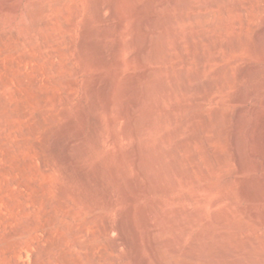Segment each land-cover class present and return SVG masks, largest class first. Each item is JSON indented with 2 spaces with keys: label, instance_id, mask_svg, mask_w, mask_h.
I'll list each match as a JSON object with an SVG mask.
<instances>
[{
  "label": "rangeland",
  "instance_id": "374dc122",
  "mask_svg": "<svg viewBox=\"0 0 264 264\" xmlns=\"http://www.w3.org/2000/svg\"><path fill=\"white\" fill-rule=\"evenodd\" d=\"M116 5L0 0V264H157L149 236L163 263L264 264V0ZM168 11L167 34L152 31ZM149 31L160 41L149 55L163 56L150 70L137 58ZM146 83L142 175L129 114Z\"/></svg>",
  "mask_w": 264,
  "mask_h": 264
},
{
  "label": "bare ground",
  "instance_id": "6f19581e",
  "mask_svg": "<svg viewBox=\"0 0 264 264\" xmlns=\"http://www.w3.org/2000/svg\"><path fill=\"white\" fill-rule=\"evenodd\" d=\"M180 5V0H171V6L173 7V6H177V5ZM121 5H122V0H117V7L116 6H114V7H116V8H109L110 9V11L112 12V13H114L115 11H116V9L118 8V7H121ZM185 6V5H184ZM39 6H36V5H34V6H31L30 7V17L32 18V21H33V24L34 25H36L37 26V24L39 23V19H38V17L41 15V11H40V9L38 8ZM45 9V8H44ZM43 10V9H42ZM44 12V11H43ZM196 16H198V15H196ZM193 17V16H192ZM192 17H190V18H192ZM200 17V19L202 20V22L203 23H206V21H207V19L209 18V14H202V15H200L199 16ZM198 17V18H199ZM195 18V17H194ZM160 19V18H159ZM181 19L182 20H185L186 21V16H181ZM190 20V19H189ZM193 20V19H192ZM173 21H174V19H173V17L170 15V13H169V11L167 12V14H166V16H165V19H160V20H150V27H151V30L152 31H158V30H161L162 32H164V34H167V27H169L172 23H173ZM46 22V21H45ZM44 22V23H45ZM42 23V22H41ZM48 24V23H47ZM46 24V25H47ZM40 25H43V24H40ZM44 26V25H43ZM213 26V25H212ZM35 27V26H34ZM40 27H42V26H40ZM206 27V26H205ZM222 27V26H221ZM21 28V27H20ZM207 28V27H206ZM26 29V28H25ZM24 29V30H25ZM42 29V28H41ZM210 29H211V26H210ZM219 29H220V27H219ZM222 29V28H221ZM27 30V29H26ZM218 30V29H217ZM152 31H149L148 33H147V39H146V44H145V47H143L142 49H140L139 51H138V60L140 61V63H143L144 62V60L145 59H148V62L146 63L147 64V66H149V69L148 70H150V66L151 65H153V64H157V63H160V64H162L161 63V60H162V55H159V54H156V53H152L151 55H149V53H150V51H153L157 46H158V43H160V41H157L154 37H153V33H152ZM216 31V30H215ZM220 31V30H219ZM26 33H27V31H25ZM204 32V31H203ZM202 32V33H203ZM217 32V31H216ZM41 34V33H40ZM22 35V34H21ZM23 35H25L26 36V34L25 33H23ZM22 35V36H23ZM39 35V34H38ZM22 36H21V38H22ZM25 36H23V37H25ZM40 36V35H39ZM175 37V36H174ZM173 37V38H174ZM198 37V36H197ZM26 38V37H25ZM176 38V37H175ZM187 38V37H186ZM196 38V37H195ZM200 38V37H199ZM202 38H204V36L202 37ZM214 38V37H213ZM28 39V38H27ZM38 39V38H37ZM41 39H43V37L41 38ZM203 40V39H202ZM19 41V40H18ZM24 41V40H23ZM22 41V42H23ZM30 43V41L27 43V44H29ZM43 43H45L44 41H43ZM49 43V42H48ZM176 43V42H175ZM211 43V42H210ZM26 44V43H25ZM231 44V43H230ZM30 45V44H29ZM181 45V44H180ZM180 45H179V43H177V47H180ZM224 45V44H223ZM28 46V45H27ZM219 46V45H218ZM221 46V45H220ZM18 47V46H17ZM228 47V46H227ZM232 49H238L239 48V45H238V43L237 42H233L232 43V45L230 46ZM22 48V47H21ZM181 48V47H180ZM216 48H217V46H216ZM229 48V47H228ZM29 49V48H28ZM9 50H11L12 51V49H9ZM179 51H181V50H179ZM5 52V51H4ZM149 52V53H148ZM11 53V52H10ZM50 53V52H49ZM179 53V52H178ZM13 54H15V53H13ZM146 55V56H145ZM179 55H180V53H179ZM25 57V56H24ZM145 57H147V58H145ZM23 60V59H22ZM24 60H25V58H24ZM198 61V60H197ZM165 63V62H164ZM184 63L186 64L187 63V60L186 59H184ZM197 64H199V67L200 68H202L203 67V60H201V58H199V63H197ZM13 67V66H12ZM1 68V67H0ZM184 68V67H183ZM227 69V68H226ZM6 70V69H5ZM7 71V70H6ZM8 73V72H7ZM6 74V73H5ZM37 76H38V74H36ZM9 76V75H8ZM28 76V75H27ZM40 76V75H39ZM41 77V76H40ZM16 78V77H15ZM5 79V78H4ZM19 79H20V77H19ZM18 79V80H19ZM27 79V78H26ZM34 79V78H33ZM228 79V78H227ZM21 80V79H20ZM28 80H29V78H28ZM27 80V81H28ZM222 80V79H221ZM14 81V80H13ZM22 81V80H21ZM27 81H26V83H27ZM15 82V81H14ZM31 83H32V81H30ZM225 82V81H224ZM227 82V81H226ZM9 83V82H8ZM20 84H21V82H19ZM34 84V83H33ZM32 84V85H33ZM16 85V84H15ZM207 87H205V88H207L208 89V91L209 92H211L212 90H214V88L215 87H219V86H222V84L221 83H207ZM34 86V85H33ZM200 88V87H199ZM198 88V89H199ZM223 88V87H222ZM202 89V88H201ZM216 89V88H215ZM31 90V89H30ZM22 91V90H21ZM32 91V90H31ZM16 92V91H15ZM30 92V91H29ZM33 92H34V90H33ZM32 92V93H33ZM16 94V93H15ZM38 94V93H37ZM151 95H152V90H150L149 89V87H148V85H147V83H146V86H145V93H144V96H143V99L142 100H134V101H132V103H133V105H132V103H130L131 105H132V114H129V116L131 115V123L133 124V133L131 134L134 138H135V140H137V143H136V147H135V149H136V155H137V157H138V163H137V167L136 168H138V171L140 172V174H145V171L142 169V167H141V158H142V146H141V144H140V138H141V136H142V133H143V131H144V128H143V126H141V123H140V120H139V118H138V113H137V109H138V107H139V105L142 103V102H148V100L150 99V97H151ZM20 96H21V94H20ZM44 96V95H43ZM22 97V96H21ZM37 97V96H36ZM37 99V98H36ZM1 100V99H0ZM3 101V100H2ZM39 101H40V97H39ZM39 103V102H38ZM232 103H235V104H237V103H240V101H239V99H233L232 100ZM41 104V103H40ZM2 105V104H1ZM142 105V104H141ZM141 105H140V107H141ZM200 105V104H199ZM201 105H202V103H201ZM12 106V105H11ZM20 106V105H19ZM18 107V106H17ZM10 108V107H9ZM19 108V107H18ZM21 109H22V107H21ZM222 111V110H221ZM130 112V113H131ZM219 112H220V109H219ZM219 112H217V113H219ZM27 115V114H26ZM36 115V114H35ZM38 115V114H37ZM37 115H36V117H37ZM1 116V115H0ZM12 116H13V114H12ZM21 116H23L22 114H21ZM125 116V115H124ZM5 117V116H4ZM123 117V116H122ZM122 117H121V119H122ZM214 117H215V115H214ZM0 118H2V117H0ZM21 118V117H20ZM34 118V117H33ZM127 119V118H126ZM40 119H38V121H39ZM116 120V119H115ZM123 120V119H122ZM129 120V119H128ZM2 121V120H1ZM130 122V121H129ZM36 123V122H35ZM39 124L41 123V122H38ZM147 126L150 128V129H153V123L150 121V120H148L147 121ZM22 127V126H21ZM8 129H9V127H8ZM129 129V128H128ZM130 132H128L127 130L125 131V137L126 136H130V134H129ZM2 134V133H1ZM12 134V133H11ZM124 134V133H123ZM18 137V136H17ZM123 137V136H122ZM125 137H124V139H125ZM199 141L201 144H204V143H202V141H201V139H200V137H198V136H195V137H193L192 139H191V141L192 142H195V141ZM21 144V143H20ZM182 147H183V145H179V146H177L175 149H174V151H173V154H174V157H176V159H177V157H178V154H179V151H181L182 150ZM3 156H5V155H3ZM144 158V157H143ZM147 160V162L149 163V160L151 159L150 157H147L146 158ZM137 160V159H136ZM153 160V159H152ZM162 160V159H161ZM179 160V159H178ZM192 161H194L195 162V158L194 157H192ZM197 161V160H196ZM6 162V161H5ZM45 162V161H44ZM7 163V162H6ZM41 163V162H40ZM145 163V162H144ZM239 164H240V162H239ZM41 165H42V163H41ZM40 165V167L41 168H43L42 166ZM147 165V164H146ZM180 164H178L177 163V161H173L172 163H171V170H172V172L173 173H175L178 177H180V178H182V179H184V180H189L190 179V174H188L190 171V169H187L188 171H186V172H184V170H181V168H180V166H179ZM46 166V165H45ZM240 167H241V164H240ZM151 168H153V167H151ZM1 169V168H0ZM195 169V168H194ZM43 170V169H42ZM4 170H2L1 172H3ZM46 171V170H45ZM170 171V170H169ZM10 172V171H9ZM192 177V176H191ZM192 179V178H191ZM195 182V181H194ZM149 185V184H148ZM153 190H154V187L151 185V183H150V185L148 186V193H152L153 192ZM61 194V193H60ZM159 194H163V192L162 191H159ZM58 198V197H57ZM62 198V197H61ZM64 200H65V197H64ZM58 202V201H57ZM68 203V202H67ZM70 203V202H69ZM60 204V202H58V204H56V205H59ZM60 206V205H59ZM62 206V205H61ZM92 207H94V206H92ZM97 207H94V210H92V212H94L95 214L98 212V208L96 209ZM106 208H108L109 210L110 209H112V205L111 204H108V206L106 207ZM106 208H105V210H106ZM25 209H26V207H25ZM24 209V210H25ZM30 209V208H29ZM107 209V210H108ZM83 210H85V209H83ZM87 210V209H86ZM71 212V211H70ZM91 212V213H92ZM49 213H52L51 212V210H50V212ZM88 213V212H87ZM99 213V212H98ZM103 213H105V211L103 212ZM102 214V213H101ZM99 216V215H98ZM106 216V215H105ZM69 217V216H68ZM96 217H97V215H91L90 216V218L88 219L89 220V223H92L93 221H94V219H96ZM104 217V216H103ZM44 218V217H43ZM48 218V217H47ZM64 218V217H63ZM102 218V217H101ZM106 218V217H105ZM50 219H51V217H50ZM67 220L68 219H70V218H66ZM103 220V219H102ZM107 220V219H106ZM87 221V220H86ZM99 222V221H98ZM121 222V221H120ZM88 223V224H89ZM105 223V222H104ZM146 223H147V227L149 228V227H151V225H150V220L149 219H147V221H146ZM50 225H53V222H52V224H50ZM87 225V224H86ZM85 225V226H86ZM130 225H131V227H132V230H133V232H134V234L135 235H138V232H137V229H136V223H135V219H134V217L133 216H131V220H130ZM149 225V226H148ZM99 226V225H98ZM46 228V227H45ZM83 228V227H82ZM111 227L110 226H106V230H108L109 231V229H110ZM113 228V227H112ZM47 229V228H46ZM65 229V228H64ZM114 229V228H113ZM115 229L123 236V231H124V228H123V226H122V222L118 225V226H116L115 227ZM48 230V229H47ZM106 230H105V232H106ZM0 231H1V229H0ZM85 230L84 229H80L77 233H76V235H82L83 234V232H84ZM107 231V232H108ZM48 232V231H47ZM101 232V231H100ZM104 232V231H103ZM106 232V233H107ZM46 233V232H45ZM45 233H44V236H45ZM116 233V232H115ZM118 233V234H119ZM23 234V233H22ZM74 234V233H73ZM84 234H85V232H84ZM108 234V233H107ZM65 235V234H64ZM75 235V234H74ZM90 235V234H89ZM103 235V234H102ZM15 236V235H14ZM66 236V235H65ZM69 236H70V234H69ZM8 237H10V236H8ZM87 238V237H86ZM149 238V244H148V250H149V252H150V254L155 258V260H156V263L157 264H169V261H165L164 263L162 262V261H160V258H159V252H160V249H159V247L156 245V240L154 239V237L153 236H149L148 237ZM13 239V238H12ZM19 239V238H18ZM89 239V238H88ZM136 239H137V237H136ZM61 240V239H60ZM75 240V246L76 247H81V244L79 243V242H77V240L76 239H74ZM105 240V239H104ZM107 240V239H106ZM139 240V239H138ZM79 241V240H78ZM121 241V240H120ZM123 241L125 242V239H123ZM83 242V241H82ZM84 242H85V240H84ZM111 242H113V241H111ZM86 243V242H85ZM115 243V242H114ZM113 243V244H114ZM127 243V242H126ZM139 244V243H138ZM50 246V245H49ZM107 246V245H106ZM127 246H128V244H127ZM136 246H138V245H136ZM48 247V246H47ZM58 247H59V245H58ZM116 246L115 245H113V247L112 248H114V249H116L115 248ZM120 247V246H119ZM118 249V248H117ZM65 250V249H64ZM103 250V249H102ZM108 250V249H107ZM53 251V250H52ZM45 252V251H44ZM104 252V251H103ZM8 253V252H7ZM115 253H117V251L115 252ZM11 254V253H10ZM57 254V253H56ZM82 254V253H81ZM104 254V253H103ZM102 254V255H103ZM7 255V254H6ZM86 255V254H85ZM213 255V254H212ZM51 256H52V254H51ZM60 256V255H59ZM73 257H74V255H72ZM87 256V255H86ZM89 256V255H88ZM87 256V257H88ZM191 256V255H190ZM110 257V256H109ZM109 257H107V259L109 258ZM65 258V257H64ZM63 257H62V259H64ZM91 258V257H90ZM97 258V257H96ZM213 258V257H212ZM113 259V258H112ZM90 260V259H89ZM95 260V259H94ZM102 260V259H101ZM91 261V260H90ZM109 261H111V260H109ZM113 261H114V259H113ZM92 262V261H91ZM104 262H105V260H104ZM66 263H67V261H66ZM79 263V262H78ZM94 263V262H93ZM116 263V262H115ZM105 264H107V263H105Z\"/></svg>",
  "mask_w": 264,
  "mask_h": 264
}]
</instances>
